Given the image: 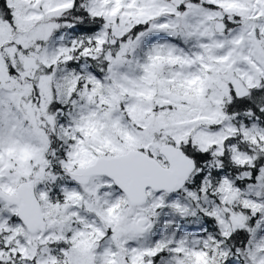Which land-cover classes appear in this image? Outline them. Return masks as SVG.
<instances>
[{"label": "snow or ice", "instance_id": "6c2138e0", "mask_svg": "<svg viewBox=\"0 0 264 264\" xmlns=\"http://www.w3.org/2000/svg\"><path fill=\"white\" fill-rule=\"evenodd\" d=\"M0 264H264V0H0Z\"/></svg>", "mask_w": 264, "mask_h": 264}]
</instances>
